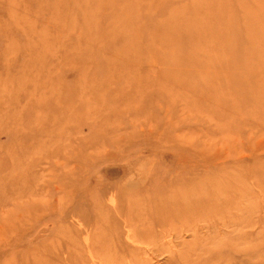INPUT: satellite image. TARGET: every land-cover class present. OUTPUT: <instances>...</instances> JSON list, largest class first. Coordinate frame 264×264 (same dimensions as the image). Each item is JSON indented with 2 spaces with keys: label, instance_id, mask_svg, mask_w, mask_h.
<instances>
[{
  "label": "rangeland",
  "instance_id": "rangeland-1",
  "mask_svg": "<svg viewBox=\"0 0 264 264\" xmlns=\"http://www.w3.org/2000/svg\"><path fill=\"white\" fill-rule=\"evenodd\" d=\"M0 264H264V0H0Z\"/></svg>",
  "mask_w": 264,
  "mask_h": 264
}]
</instances>
